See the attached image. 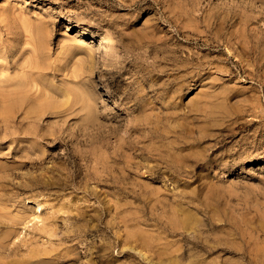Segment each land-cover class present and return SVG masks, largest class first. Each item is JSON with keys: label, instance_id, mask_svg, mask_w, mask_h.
Instances as JSON below:
<instances>
[{"label": "rangeland", "instance_id": "obj_1", "mask_svg": "<svg viewBox=\"0 0 264 264\" xmlns=\"http://www.w3.org/2000/svg\"><path fill=\"white\" fill-rule=\"evenodd\" d=\"M0 264H264V0H0Z\"/></svg>", "mask_w": 264, "mask_h": 264}, {"label": "bare ground", "instance_id": "obj_2", "mask_svg": "<svg viewBox=\"0 0 264 264\" xmlns=\"http://www.w3.org/2000/svg\"><path fill=\"white\" fill-rule=\"evenodd\" d=\"M143 1H144V0H143ZM139 3H140V2H139ZM141 3H143V2H141ZM135 4H136V3H135ZM137 4H138V3H137ZM137 8H138V7H137ZM151 10H152V9H151ZM158 10H159V9H158ZM159 18H160V17H159ZM161 21H162V20H161ZM163 23H164V22H163ZM168 24H169V23H168ZM174 32H175V31H174ZM172 34H173V33H172ZM175 35H176V34H175ZM176 37H178V36H176ZM178 38H179V37H178ZM182 39H183V38H182ZM194 40H195V39H194ZM184 41H185V40H184ZM190 41H191V40H190ZM188 42H189V41H188ZM200 43H201V42H200ZM194 45H195V43H194ZM205 47H206V46H205ZM201 48H202V46H201ZM212 48H213V47H212ZM222 48H224V46H223ZM215 49H216V48H215ZM196 50H197V49H196ZM203 50H204V49H203ZM222 50H223V49H222ZM211 51H212V50H211ZM218 51H219V50H218ZM220 51H221V50H220ZM220 51H219V52H220ZM224 51L228 52V50H224ZM224 51H223V52H224ZM216 52H217V51H216ZM229 52H230V51H229ZM221 54H222V53H221ZM227 55H228V54H227ZM224 56H225V55H224ZM231 56H232V55H231ZM231 56H230V57H231ZM228 57H229V55H228ZM228 57H227V58H228ZM224 58H225V57H224ZM231 59H232V58H231ZM231 59H230V60H231ZM232 64H233V63H232ZM233 65H234V64H233ZM230 66H231V65H230ZM234 67H235V65H234ZM233 69H234V68H233ZM235 70H237V69H235ZM238 71H239V70H238ZM154 79H155V78H154ZM242 79H243V78H242ZM242 79H241V80H242ZM243 80L245 81V79H243ZM239 81H240V80H239ZM241 82H242V81H241ZM252 82H254V81H252ZM242 83H243V82H242ZM255 84H256V83H255ZM259 88H260V87H259ZM259 90H260V89H259ZM260 91H261V90H260ZM261 92H262V91H261ZM261 92H260V93H261ZM260 95H261V94H260ZM222 96H223V95H222ZM255 116H256V115H255ZM8 119H9V117H8ZM255 120H256V119H255ZM246 123H247V122H246ZM248 123H249V122H248ZM58 139H59V138H58ZM70 161H71V160H70Z\"/></svg>", "mask_w": 264, "mask_h": 264}]
</instances>
